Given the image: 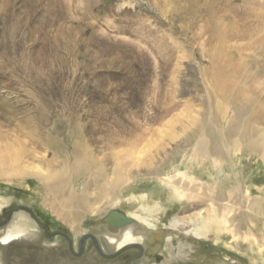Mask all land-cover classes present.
Here are the masks:
<instances>
[{"label": "rangeland", "instance_id": "374dc122", "mask_svg": "<svg viewBox=\"0 0 264 264\" xmlns=\"http://www.w3.org/2000/svg\"><path fill=\"white\" fill-rule=\"evenodd\" d=\"M194 4L0 0L2 264H126L139 248L109 259L92 239L105 254L117 252L105 246L113 213L141 217L143 233L166 235L154 256L138 242L145 253L133 264H264V211L256 217L251 207L264 201V157L240 151L217 159L187 143L172 153L208 101L203 74L216 43H207L208 17L192 12ZM215 5L220 22L239 32L226 54L254 76L241 86L264 102V0ZM171 94L178 108L147 122ZM128 121L140 127L133 138L119 129ZM128 151L151 167L119 173ZM164 178L193 180L213 200H187ZM73 194L90 202L71 206ZM17 224L24 232L10 237Z\"/></svg>", "mask_w": 264, "mask_h": 264}, {"label": "bare ground", "instance_id": "6f19581e", "mask_svg": "<svg viewBox=\"0 0 264 264\" xmlns=\"http://www.w3.org/2000/svg\"><path fill=\"white\" fill-rule=\"evenodd\" d=\"M190 1L195 3L192 12H195L196 15H201L200 13L203 12L206 13L208 20L206 19L207 27L204 29L203 34L208 35L207 43H216V45L213 47L214 53L210 56L209 67L203 74L205 81L204 89L207 91L208 99V101L206 99L203 100L204 112L201 114L200 119L193 118V122L191 123L193 126H190L191 128L189 130H183V133L186 134L185 141L182 142L180 146H177L172 153L176 151L179 152L180 150L182 151L186 146L185 143H187L188 146H191L190 150L192 153H200L217 159L225 157L230 152L240 151H248L251 154L264 157L263 95L258 91L256 97L253 98L252 96L256 89L251 86L249 89L245 90L241 86L244 80L249 83L253 80L254 76L248 74V68H245L241 62L237 61L235 56L226 54L228 48L226 45L235 37L239 36L238 29L234 26L224 24L223 21L220 22L217 17L216 0ZM259 76L261 75H257L256 82ZM249 93H251L252 96L248 95ZM173 98L174 94H171V96L164 98L165 101L163 103L152 106L154 108L156 107L158 110L146 116L147 122L158 121V119H162L173 112L172 110L174 108H178L179 103L174 102ZM211 102H216L214 111L211 109ZM225 105L235 107L234 115H230ZM154 108L153 110H155ZM119 129L133 138L137 136L140 127L139 124L128 121L124 124L122 123ZM171 138L175 139L176 135H171ZM111 140H113V138H111ZM118 143L122 142L119 141ZM132 154L133 153L128 151V157H125L128 161H117L119 173L125 170L128 171V169L131 168H140L143 166L147 168L151 167V162L148 160L142 161L138 158L133 159ZM160 165L156 167L158 168ZM152 174V172L148 171L145 177H149ZM62 176L61 173H56L54 177L61 181ZM105 176H107V174ZM172 179L164 178L163 183L187 200H213L211 196H207V191H205L204 186L198 185V183L193 180L183 182L181 179ZM121 181L122 178L118 183H123V181ZM107 190L113 193L116 187L110 186ZM183 190L187 192L184 193ZM104 192H106L105 189ZM219 196L222 197V194L220 193ZM89 202V195L79 200L73 194L67 204L71 206L84 205L83 207H86ZM239 202V200L236 201V203ZM263 202L264 201H253L251 204L256 217L263 215ZM215 213V210L209 211L208 217L211 219ZM140 218L131 215L125 216L121 213H113L108 217L105 221L107 226L105 239L106 248L118 252L124 249V247L135 245L143 241L148 246L147 248H149L147 255L154 256L158 254L162 249L161 243L166 235L162 232H154L153 234L143 233L140 222H145ZM24 230L25 227L23 225L17 224L12 229V236L10 237L23 233ZM141 262H143V260L140 261V264ZM0 264H2L1 259Z\"/></svg>", "mask_w": 264, "mask_h": 264}, {"label": "water", "instance_id": "95a60500", "mask_svg": "<svg viewBox=\"0 0 264 264\" xmlns=\"http://www.w3.org/2000/svg\"><path fill=\"white\" fill-rule=\"evenodd\" d=\"M94 240H95V243L98 245L97 240H96L95 238H94ZM80 249H81V251H82V248H80ZM97 249H98V251H99L103 256H105L106 258H109V259L115 258V257L117 256V253H118V252H116V253H114V254L107 255V254H105V253L102 251L101 248H97ZM140 250H141V255H140L139 257H137V258H142L145 248H140ZM137 258H135V259H130L126 264H132Z\"/></svg>", "mask_w": 264, "mask_h": 264}, {"label": "flooded vegetation", "instance_id": "af4514ba", "mask_svg": "<svg viewBox=\"0 0 264 264\" xmlns=\"http://www.w3.org/2000/svg\"><path fill=\"white\" fill-rule=\"evenodd\" d=\"M46 232H47V231H46ZM94 238H95V237L92 236V239H93V240H94ZM95 239H96V238H95ZM96 240H97V239H96ZM94 242H95V240H94ZM97 242H98V240H97ZM95 246H96V248H101L99 242H98V245L95 243ZM133 246H134V247H132V248H139V249H140V248H144V246H142V245H138V244H135V245H133ZM127 247H128V246H127ZM127 247H124V248H127ZM71 248H72V246H71ZM79 248H83V242H82V244L79 245ZM82 250H83V249H82ZM81 252H82V251H81V249H80V253H81ZM144 253H145V250H144ZM144 253H143V255H144ZM113 254H114V253H113ZM107 255H108V254H107ZM140 255H141V250H140ZM140 255H139V256H140ZM139 256H138V257H139ZM142 257H143V256H142ZM132 259H133V258H132ZM134 259H135V258H134ZM138 259H139V258H138ZM136 260H137V259H136ZM136 260H135V261H136ZM128 261H129V260H128ZM128 261H127V262H128ZM135 261H134V262H135ZM134 262H133V263H134ZM133 263H132V264H133Z\"/></svg>", "mask_w": 264, "mask_h": 264}]
</instances>
